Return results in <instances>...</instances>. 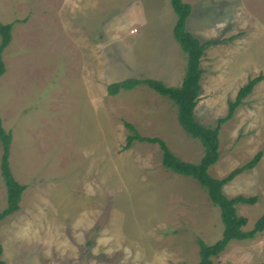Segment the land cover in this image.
Wrapping results in <instances>:
<instances>
[{"label":"rangeland","instance_id":"1","mask_svg":"<svg viewBox=\"0 0 264 264\" xmlns=\"http://www.w3.org/2000/svg\"><path fill=\"white\" fill-rule=\"evenodd\" d=\"M187 29L219 40L201 58L197 120L213 124L250 78L264 76V0H185ZM169 0H0L12 23L2 52L0 118L11 132L9 165L26 185L20 208L0 221L8 264H196L198 239L222 236L219 208L194 178L162 163L160 136L184 160L204 147L189 135L169 97L148 85L108 93L123 78L182 84L187 55L174 36ZM219 156L208 172L222 177L264 148V78L220 125ZM2 145L0 142V158ZM263 154V153H262ZM262 157V156H261ZM223 185L245 229L264 214V166ZM6 188L0 171V210ZM214 264H264V231L230 241Z\"/></svg>","mask_w":264,"mask_h":264},{"label":"trees","instance_id":"2","mask_svg":"<svg viewBox=\"0 0 264 264\" xmlns=\"http://www.w3.org/2000/svg\"><path fill=\"white\" fill-rule=\"evenodd\" d=\"M177 14L173 32L176 40L181 45L187 55L186 72L181 85L170 86L161 80L141 77V78H123L119 81L110 83L107 86L108 93L116 95L120 90H129L137 85L145 84L160 95L169 97L178 110V118L185 131L202 143L204 150L198 161L184 160L178 156L168 145L166 140L160 136H149L137 132L132 123L126 121L123 124L130 130L125 135V141L122 148L128 147L132 140L158 142L162 149V163L168 169L178 172L182 175L191 176L204 189H206L213 205L220 211L222 223L224 225L222 236L212 244H207L198 239L199 261L196 264H214L212 258L218 256L224 251L230 241L250 240L257 234L264 231V214H262L254 223L253 227L246 230L244 227L247 217L238 213L237 204H254L258 198L257 195L238 194L228 197L223 191V185L233 179L237 174L254 167L262 156V151L258 150L247 162L231 169L222 177H214L209 174L208 168L219 156L218 133L222 122L234 116V113L242 105L244 100L251 94L253 87L261 81L264 76L259 74L249 79L239 90L235 99L228 100V111L221 115L213 124H203L195 116V107L199 99L201 89L200 77L203 72L201 68V58L206 47L217 44L219 40L209 39L200 41L187 29V20L190 15L191 5L185 0H169ZM12 23L3 24L0 22V75L4 72L2 62V52L7 47L11 39ZM0 142L2 153L0 158L1 176L6 188V206L0 210V221L6 216L17 211L20 206V197L26 185L20 183L13 175L9 165V149L11 143V132L4 129L0 118ZM2 246L0 244V264H8L1 259ZM263 264V263H258Z\"/></svg>","mask_w":264,"mask_h":264},{"label":"crops","instance_id":"3","mask_svg":"<svg viewBox=\"0 0 264 264\" xmlns=\"http://www.w3.org/2000/svg\"><path fill=\"white\" fill-rule=\"evenodd\" d=\"M260 82V81H259ZM241 88V87H240ZM239 88V89H240ZM196 108V107H195ZM263 154H262V157L260 158V160L258 161V163L254 166V167H252V168H250V170L249 171H254L255 169H256V167H257V165H263L264 166V148H263V152H262ZM239 174H242V172L241 173H239Z\"/></svg>","mask_w":264,"mask_h":264}]
</instances>
